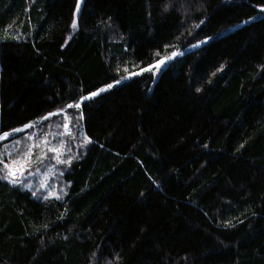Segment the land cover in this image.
I'll list each match as a JSON object with an SVG mask.
<instances>
[{
  "label": "trees",
  "instance_id": "16d2710c",
  "mask_svg": "<svg viewBox=\"0 0 264 264\" xmlns=\"http://www.w3.org/2000/svg\"><path fill=\"white\" fill-rule=\"evenodd\" d=\"M258 8L0 0V133L75 122L50 193L0 168V264H264Z\"/></svg>",
  "mask_w": 264,
  "mask_h": 264
},
{
  "label": "rangeland",
  "instance_id": "374dc122",
  "mask_svg": "<svg viewBox=\"0 0 264 264\" xmlns=\"http://www.w3.org/2000/svg\"><path fill=\"white\" fill-rule=\"evenodd\" d=\"M7 1H10V3L14 5L15 0ZM80 3L81 0H76V10L79 8ZM8 30H5V34L13 37L15 34H10L13 29ZM199 43L200 42H196L191 46ZM176 54H178V52H176L175 55ZM167 57L168 56L162 57L155 63L128 74L126 78L145 71L151 72L154 76L159 69L157 66ZM116 83L110 85L113 86ZM108 88L109 85L104 86L94 93H100L101 89L106 90ZM88 97H91V95ZM73 106L75 107V105ZM53 113L60 116L52 118L51 123H47L44 130L39 128L41 126L34 123L31 127H26V125H24L11 131L0 133V168L3 170L8 180H15L16 183L25 181V185L32 184L33 187L36 186L37 183H34L33 180H39V187L46 193L51 192L48 186L55 180L53 177L54 174H52L53 171H51L52 165L58 168V163L67 161L71 153V149L66 147L67 144L63 136L70 134L71 137H69V139H72L74 137L72 129H75V122L71 113L66 112L64 109L54 111ZM47 116L50 115L47 114ZM18 135L21 136L20 139L17 137ZM47 160H50L49 162L52 163V165H48L49 162ZM58 160L60 162H58ZM50 174H52V176Z\"/></svg>",
  "mask_w": 264,
  "mask_h": 264
},
{
  "label": "snow or ice",
  "instance_id": "6c2138e0",
  "mask_svg": "<svg viewBox=\"0 0 264 264\" xmlns=\"http://www.w3.org/2000/svg\"><path fill=\"white\" fill-rule=\"evenodd\" d=\"M72 27H73V29H75L76 28V23L75 22H73V25H72ZM173 55H175V54H173ZM169 59H170V57H169ZM161 63H163V61L161 62ZM157 67H159V65L157 66ZM109 87H111V85H109ZM103 91H105V89H101L100 90V92H103ZM99 93H92L91 94V96H96V95H98ZM90 97H85L84 99H89ZM73 105H69V107H72ZM80 105L79 104H76L75 105V107H79ZM56 113H50L49 115H55ZM44 119H47V117H45ZM26 127H31V125H26ZM7 135V134H6ZM86 142H88V141H86ZM58 162H60L59 160H58ZM13 183H16V181L15 180H13L12 181Z\"/></svg>",
  "mask_w": 264,
  "mask_h": 264
},
{
  "label": "water",
  "instance_id": "95a60500",
  "mask_svg": "<svg viewBox=\"0 0 264 264\" xmlns=\"http://www.w3.org/2000/svg\"><path fill=\"white\" fill-rule=\"evenodd\" d=\"M259 9V11H264V8H258ZM173 54H175V52H173V53H171L164 61H163V63H161L160 65H159V69H162V68H164L169 62H170V60L173 58ZM169 57H170V59H169Z\"/></svg>",
  "mask_w": 264,
  "mask_h": 264
}]
</instances>
